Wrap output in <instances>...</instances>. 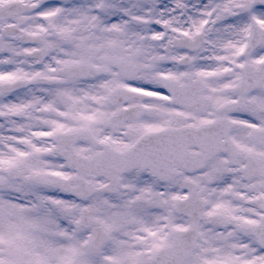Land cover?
I'll list each match as a JSON object with an SVG mask.
<instances>
[{
    "label": "snow or ice",
    "instance_id": "snow-or-ice-1",
    "mask_svg": "<svg viewBox=\"0 0 264 264\" xmlns=\"http://www.w3.org/2000/svg\"><path fill=\"white\" fill-rule=\"evenodd\" d=\"M0 264H264V0H0Z\"/></svg>",
    "mask_w": 264,
    "mask_h": 264
}]
</instances>
